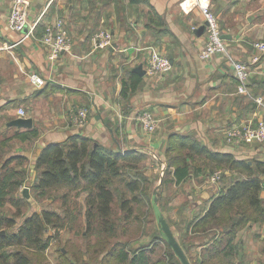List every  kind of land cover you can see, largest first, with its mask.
Instances as JSON below:
<instances>
[{"label": "crops", "instance_id": "0c3cea01", "mask_svg": "<svg viewBox=\"0 0 264 264\" xmlns=\"http://www.w3.org/2000/svg\"><path fill=\"white\" fill-rule=\"evenodd\" d=\"M29 1L27 24L16 32L8 23L12 0H0V125L6 136H11L29 130L9 127L10 121L31 119V129L40 133L31 148L15 145L10 152L28 159V181L36 176L33 165L37 152L71 135L85 136L114 152L123 147L125 152L146 154L147 162L154 161L155 167L149 165L145 175L152 171L159 174L160 183L174 171L168 168L165 157L173 135L189 138L212 153L264 162V142L235 148L226 141L228 129L254 125L262 114L251 98L237 93L236 80L221 55L199 59L207 34L196 0ZM209 1L230 55L249 70L251 95L264 98V53L254 48L264 41V0ZM58 20L64 21L72 45L68 52L50 59V50L40 38L45 26ZM100 31L110 35V48L99 47L96 34ZM150 48L170 61L166 76H146ZM137 66L142 67L143 76L134 72ZM30 74L41 78L43 86H33ZM131 75L138 77L140 84L135 93L122 98V81ZM74 108L87 112L83 128L70 123ZM142 112H149L158 121L154 133H144L137 124ZM168 185L171 193L164 204L176 205V222L181 218L179 222L188 223L216 188L211 183L198 184L193 178L189 183L171 181ZM179 197L185 200L175 201ZM173 238L178 241V233ZM262 240L264 222L249 224L238 232L235 264H264ZM208 244H197L193 255ZM258 247H262L260 251Z\"/></svg>", "mask_w": 264, "mask_h": 264}, {"label": "trees", "instance_id": "16d2710c", "mask_svg": "<svg viewBox=\"0 0 264 264\" xmlns=\"http://www.w3.org/2000/svg\"><path fill=\"white\" fill-rule=\"evenodd\" d=\"M130 2L143 3L145 0ZM139 84L140 79L135 75L128 81L123 80L120 96L126 98L135 93ZM39 137V131L31 129L5 135L0 141V264H47L45 252L52 238L46 234L51 229L62 228L70 217L69 206L66 210L69 193H74L72 201L83 220L88 239L86 248L90 250L92 262L179 264L163 237L164 240L154 238L155 246L149 247L151 255L159 248L158 244L162 245L161 258L154 261L143 251H130L133 254L130 258L125 242H111L118 227L112 208L116 203L123 215L118 219L125 222H129L133 204L142 201L151 210L154 206L147 196L151 183L137 166L147 159L146 154L130 150L121 155L85 136L71 135L64 142L47 144L37 152L33 165L36 176L34 181H28L25 167L28 159L8 154L17 143L31 148ZM184 151H188L187 154L184 155ZM165 157L168 168L173 167L174 171L170 178L168 175L163 179L162 185L171 181L189 183L192 178L198 184H210V177L220 172L209 200L197 207L192 223L185 222V227L177 231L176 242L187 259L183 243L189 234L197 236L199 245L210 243L197 256L195 264H235L239 248L234 242L237 233L249 224L264 222V162L212 153L189 138L176 135L170 136ZM200 162L203 164L198 166ZM24 185L29 189V198L18 193ZM60 188H67L69 192L61 196V206L65 209L61 213L54 206L55 196H52ZM129 195L134 196L127 198ZM43 199H50V204L40 205ZM7 204L15 209L14 212L6 208ZM161 217L164 220L162 214ZM92 235L96 238L94 243L89 241ZM197 244L191 246L197 247ZM60 258V264H85L74 249L72 252L65 249ZM187 261L191 264L189 259Z\"/></svg>", "mask_w": 264, "mask_h": 264}, {"label": "built area", "instance_id": "2783aa9c", "mask_svg": "<svg viewBox=\"0 0 264 264\" xmlns=\"http://www.w3.org/2000/svg\"><path fill=\"white\" fill-rule=\"evenodd\" d=\"M196 5L203 17L206 29V42L199 53L201 61H207L216 55H221L230 67L237 83V93L248 96L256 105V109L261 112L262 117L256 124H247L245 126H234L225 132L227 143L235 148L249 146L254 143L264 142V98L254 97L248 89L249 70L245 64H242L230 55L225 42L221 38V31L218 25L217 17L210 9L209 0H196ZM29 0H12V8L8 16V23L16 32H21L27 24L29 13ZM99 47L107 49L111 47L110 35L106 31H100L96 34ZM25 35L23 38H27ZM41 43L50 50V59H55L60 53L68 52L71 49V40L68 37L65 23L63 20L56 21L53 25H46L41 34ZM254 48L264 53V41L254 44ZM145 74L147 77L160 78L166 76L171 70L170 61L163 56L156 48L148 49ZM29 81L37 88L43 86L44 82L35 74L29 75ZM19 115L24 116L23 110H19ZM70 123L75 128H83L87 120L85 109L74 108L70 114ZM136 122L141 130L146 134H152L157 128L158 121L149 113L142 112L138 114ZM121 155L125 153L122 147L119 151ZM220 178V173L216 172L211 178V184H216Z\"/></svg>", "mask_w": 264, "mask_h": 264}, {"label": "rangeland", "instance_id": "374dc122", "mask_svg": "<svg viewBox=\"0 0 264 264\" xmlns=\"http://www.w3.org/2000/svg\"><path fill=\"white\" fill-rule=\"evenodd\" d=\"M81 109H84V108H81ZM7 136H8V134H7ZM3 138H5V133H4V126L1 124L0 125V141ZM14 143H17V142H14ZM16 145H17L16 148L21 145L24 149H29V148H26L25 144H18L17 143ZM8 155H12V154L9 152ZM29 165L30 164L28 162V165L25 166L27 171H28V174H27L28 177L30 175ZM138 165L142 169L144 176H146L151 183L149 185L150 186L149 191L147 192V196H149V199L151 201L150 204L159 208L166 225L168 226L170 231L173 232V234L176 233V235H177V233H178L177 231L182 230L185 227V225H184L185 221L179 222V220H181V218H179V219H177L178 222H176L175 216L177 215L176 209L178 208V207H176V205L170 203L169 206H166L167 204H164V201L166 199L168 200L170 197L171 192H170V189L168 190L169 185L168 184L162 185L164 178L162 179V182L160 183L159 174H156L153 171L151 173H147V175H145V173H146L145 169L149 165L151 167H155L154 161L147 162V160H144L142 163L137 164V166ZM157 165H158V163H157ZM166 178H167V176H165V179ZM148 184H149V182H148ZM21 192H23V190H21V188H20L18 193L21 195L22 194ZM65 193H69L67 188H60V189L55 190L54 193H52V196H55L53 201L56 204V205H54V203H53V205L58 207L56 209L60 210V213L62 210H65L61 206L63 203L61 196H63V194H65ZM28 196L30 197V192H28ZM69 196H70V198L68 199L69 202H68V205L66 207V210L69 206V212L70 213H69L68 217L69 216L70 217L67 219L66 222L63 223L62 228H60L58 230L51 229L46 234V237L48 236V237L52 238L50 245L45 252L46 262H47V264H60L61 263L60 254L64 253L65 249L67 251H71V252L74 249V251H76L83 258V263H85V264H97V263H94L90 260V257H89L90 250H87V248H86L88 239L85 237L86 234H85V231L83 229L84 226H83L82 217H79L77 215V210H76L77 206L74 205L75 203L72 201L74 193H69ZM133 196L134 195H129L127 198L133 197ZM171 198H172V196H171ZM183 200H185L184 197H179L175 201H178L179 203H181ZM175 201H173V203H175ZM39 204L40 205H44V204L48 205V204H50V199L49 200L48 199L40 200ZM6 208L9 209L11 212H14V210H15L10 204H7ZM112 208H113L114 215L116 216L114 223L117 224L118 227H117V232L113 233L114 238L111 240V242H118V241L125 242L127 245L126 250H128L129 252L132 250L134 252L138 251V253L140 251L141 252L143 251L144 254L147 256V255H150L149 254V247L155 246V245H153V239L154 238L155 239H157V238L158 239H163V238L165 239V235H164L165 233L161 228L160 221L157 220V218H156L154 208L152 207V210H151V208H148V205L145 202L143 203L141 201L140 203H136V204L132 205V208H133L132 209V215L129 216V222H125L124 220L118 219V218H121L123 215L120 213V210L118 208L117 203ZM95 227H97V226H95ZM98 229L99 228L97 227V230ZM89 237H90V240H89L90 242H92V243L96 242L95 236L92 235ZM178 237H179V235H178ZM196 238H197V236H195V235L192 236L189 234L183 243V245L187 251V257H188L189 262L191 264H195V260H196L197 256L200 255V254H198L197 256L193 255L194 254V252H193L194 247H192L191 244H193V243L196 244V242L199 243L198 240L196 241ZM158 242L162 243L161 240H158ZM260 244H262V246H264V240H262V242H260ZM158 246H159V248H156V250H154L153 253L150 255V258L152 259V261L161 258L160 256L163 253V250L161 248L162 245L158 244ZM258 248H260L259 249V251H260L262 247H258ZM129 255H130V258L133 256V254L131 252ZM176 259H177V257H176ZM258 260H261V258H259ZM178 263L181 264V262H179V260H178Z\"/></svg>", "mask_w": 264, "mask_h": 264}, {"label": "water", "instance_id": "95a60500", "mask_svg": "<svg viewBox=\"0 0 264 264\" xmlns=\"http://www.w3.org/2000/svg\"><path fill=\"white\" fill-rule=\"evenodd\" d=\"M112 49H116V46L113 45ZM134 72L138 73L139 75L143 76L144 72L142 71V67L141 66H137L134 69ZM7 126L9 127H14L17 129H24V130H30L32 128V120L31 119H22V118H18L15 120L10 121ZM23 196L25 198H29L28 196V189H23ZM155 210V215L157 220L160 221V225L162 230L164 231V235H165V239L167 240L168 245L171 247L175 257H177V259L179 260V262H181V264H189L186 256L184 255L183 251L180 249L178 243L176 242V240L173 238L170 229L168 228V226L166 225L165 221L162 220L161 214L159 212V210L157 209V207H153Z\"/></svg>", "mask_w": 264, "mask_h": 264}, {"label": "bare ground", "instance_id": "6f19581e", "mask_svg": "<svg viewBox=\"0 0 264 264\" xmlns=\"http://www.w3.org/2000/svg\"><path fill=\"white\" fill-rule=\"evenodd\" d=\"M211 183V182H210Z\"/></svg>", "mask_w": 264, "mask_h": 264}]
</instances>
